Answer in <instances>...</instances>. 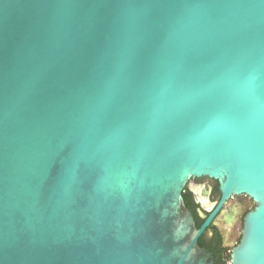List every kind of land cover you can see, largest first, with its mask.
Segmentation results:
<instances>
[{
	"label": "water",
	"instance_id": "95a60500",
	"mask_svg": "<svg viewBox=\"0 0 264 264\" xmlns=\"http://www.w3.org/2000/svg\"><path fill=\"white\" fill-rule=\"evenodd\" d=\"M202 176L264 264V0H0V264H214Z\"/></svg>",
	"mask_w": 264,
	"mask_h": 264
},
{
	"label": "flooded vegetation",
	"instance_id": "af4514ba",
	"mask_svg": "<svg viewBox=\"0 0 264 264\" xmlns=\"http://www.w3.org/2000/svg\"><path fill=\"white\" fill-rule=\"evenodd\" d=\"M183 195L197 228L204 227L200 246L213 255L214 264H231L243 235L244 218L255 207L253 199L247 194H232L223 200L220 182L208 176L192 178Z\"/></svg>",
	"mask_w": 264,
	"mask_h": 264
}]
</instances>
